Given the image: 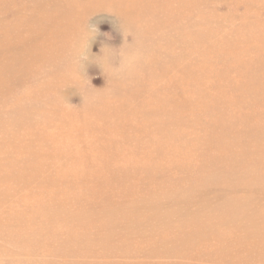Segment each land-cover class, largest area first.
Returning a JSON list of instances; mask_svg holds the SVG:
<instances>
[{"label":"rangeland","instance_id":"374dc122","mask_svg":"<svg viewBox=\"0 0 264 264\" xmlns=\"http://www.w3.org/2000/svg\"><path fill=\"white\" fill-rule=\"evenodd\" d=\"M0 264H264V0H0Z\"/></svg>","mask_w":264,"mask_h":264},{"label":"clouds","instance_id":"9594fccd","mask_svg":"<svg viewBox=\"0 0 264 264\" xmlns=\"http://www.w3.org/2000/svg\"><path fill=\"white\" fill-rule=\"evenodd\" d=\"M87 59V57L85 56V54H83L81 57H80V61L82 63L83 60Z\"/></svg>","mask_w":264,"mask_h":264}]
</instances>
